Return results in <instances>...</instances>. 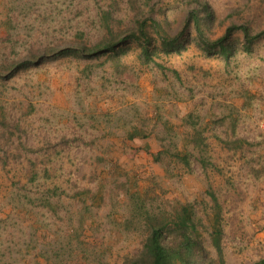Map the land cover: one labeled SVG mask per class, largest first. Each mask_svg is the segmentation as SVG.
<instances>
[{
    "label": "rangeland",
    "instance_id": "374dc122",
    "mask_svg": "<svg viewBox=\"0 0 264 264\" xmlns=\"http://www.w3.org/2000/svg\"><path fill=\"white\" fill-rule=\"evenodd\" d=\"M191 1L0 0V264H95L66 249L87 207L96 264L130 263L148 234L143 223L125 228L134 192L148 193L156 212L193 204L217 257L209 188L222 206L225 264L264 259V0H199L214 13L212 40L243 24L255 36L247 49L233 28L229 59L201 47ZM142 18L181 34L184 48L163 51L149 27V62L130 40L117 57L52 54L94 46ZM137 128L147 137L129 139ZM197 130L206 168L192 144Z\"/></svg>",
    "mask_w": 264,
    "mask_h": 264
},
{
    "label": "trees",
    "instance_id": "16d2710c",
    "mask_svg": "<svg viewBox=\"0 0 264 264\" xmlns=\"http://www.w3.org/2000/svg\"><path fill=\"white\" fill-rule=\"evenodd\" d=\"M191 2L198 5L190 9L188 21L194 20L200 45L207 52L212 53V51H217L224 58L229 59L234 53L233 42H231L230 37L235 27L243 31L246 40L245 46L247 49H250L251 42L255 36L251 35V30L247 24L230 26L222 37L212 40L208 33L211 29L210 20H212L214 13L206 3H202L199 0H192ZM137 23V28L126 31V34H118L117 36L110 30L109 36L94 46L90 47L85 44L76 46L67 45L54 48L52 54L54 56L81 54L92 57L111 52L113 56L117 57L120 51H122L121 45L124 41L130 40L140 45L141 57L145 62H149L153 59L152 57L155 52V50L152 51L150 48L155 38H153L149 27H152V30L158 35L163 51L167 53L180 52L184 48L182 40L179 38L181 34L170 37L165 31L164 33L161 32V23L156 19H151L149 24L148 19L142 18ZM22 63L18 65H23ZM18 65L10 66L9 69H16ZM1 69L2 67H0V75H2ZM147 135L148 133L145 130L137 128L130 132L128 137L132 140L147 137ZM244 142L241 139L234 141L235 144L239 145H242ZM192 144L197 150V158L206 168L210 164L207 158L208 145L204 141L200 131L197 130L194 133ZM225 144L229 145L227 141ZM176 155L179 156L180 154ZM179 157L185 165H191L189 153ZM82 193H86V190L82 191ZM209 195L214 203L211 242L217 251V257H213L203 243L204 237L200 232V226L203 225V221L198 217L196 207L193 204H183L174 211L161 209L156 212L150 206V199L152 200V198L149 197L148 193L144 196L138 192L130 193L128 202L130 211L124 224L125 228L128 230L137 229L138 224L143 223L146 225L148 234L143 250L136 257L132 258L128 264H174L177 260L183 264H225L221 243L223 234L222 206L215 191L211 188H209ZM94 222V217L91 215L89 207H87L80 214L78 224L74 226V229L69 234L66 249L70 250L71 256H73V251H75L73 257L76 261H81L85 258L96 264L101 256L97 249L98 247H96L94 241L90 240L86 233ZM96 227L98 228V226ZM52 239H55V237ZM253 264H264V259Z\"/></svg>",
    "mask_w": 264,
    "mask_h": 264
}]
</instances>
